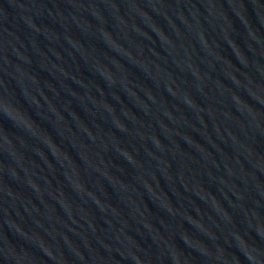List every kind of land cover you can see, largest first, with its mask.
<instances>
[{"label": "water", "instance_id": "water-1", "mask_svg": "<svg viewBox=\"0 0 264 264\" xmlns=\"http://www.w3.org/2000/svg\"><path fill=\"white\" fill-rule=\"evenodd\" d=\"M0 264H264V0H0Z\"/></svg>", "mask_w": 264, "mask_h": 264}]
</instances>
